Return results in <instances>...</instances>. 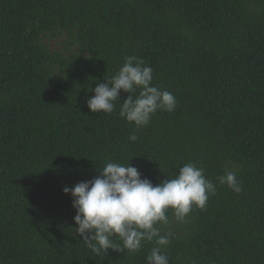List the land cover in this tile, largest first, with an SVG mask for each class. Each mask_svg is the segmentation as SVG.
I'll return each instance as SVG.
<instances>
[{
	"label": "trees",
	"instance_id": "16d2710c",
	"mask_svg": "<svg viewBox=\"0 0 264 264\" xmlns=\"http://www.w3.org/2000/svg\"><path fill=\"white\" fill-rule=\"evenodd\" d=\"M126 56L178 101L139 130L86 104ZM107 161L154 185L192 162L216 185L160 225L170 264H264V0H0V264H146L152 243L96 255L75 229L63 188Z\"/></svg>",
	"mask_w": 264,
	"mask_h": 264
},
{
	"label": "clouds",
	"instance_id": "9594fccd",
	"mask_svg": "<svg viewBox=\"0 0 264 264\" xmlns=\"http://www.w3.org/2000/svg\"><path fill=\"white\" fill-rule=\"evenodd\" d=\"M105 80L96 84L95 95L86 101L92 113L110 115L119 104L120 118L139 130L150 124L157 111L171 114L177 108L175 96L153 85V69L136 56H126L118 72ZM121 90L129 94L122 103ZM129 140H138L136 132ZM98 173L91 181L63 188L73 199L77 233L96 255H107L110 249L135 253L143 242L152 243L146 264H170L163 249L170 244L171 233L160 227L169 224L168 212L183 221L194 207L204 210L216 193V185L206 178L203 168L192 162L179 168L174 178L156 185L141 178L131 163L107 161ZM218 180L237 194L242 191L234 171L226 169Z\"/></svg>",
	"mask_w": 264,
	"mask_h": 264
},
{
	"label": "rangeland",
	"instance_id": "374dc122",
	"mask_svg": "<svg viewBox=\"0 0 264 264\" xmlns=\"http://www.w3.org/2000/svg\"><path fill=\"white\" fill-rule=\"evenodd\" d=\"M65 37L64 36H58V37H50L45 41V44L51 49V50H61L65 47Z\"/></svg>",
	"mask_w": 264,
	"mask_h": 264
}]
</instances>
